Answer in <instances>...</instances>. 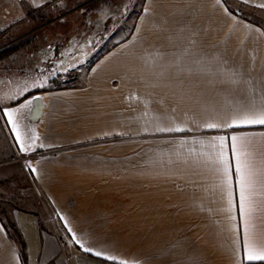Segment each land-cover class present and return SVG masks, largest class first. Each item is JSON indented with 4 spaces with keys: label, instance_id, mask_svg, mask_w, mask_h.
<instances>
[{
    "label": "crops",
    "instance_id": "crops-1",
    "mask_svg": "<svg viewBox=\"0 0 264 264\" xmlns=\"http://www.w3.org/2000/svg\"><path fill=\"white\" fill-rule=\"evenodd\" d=\"M25 1L10 0L17 21L28 16L27 3H47ZM231 1L264 12V0ZM226 2L144 0L125 37L84 67L75 58L70 83L51 77L8 101L12 160L23 158L13 168L28 178L19 191L24 203L33 191L41 203L0 211V264H23L7 222L22 235L27 264H120L130 239L138 264H244L245 237L264 247V126H205L241 102L259 106L264 94V25L236 21ZM177 127L184 130H159ZM232 135L248 136L257 173L246 217L229 141L230 180L213 163L211 143Z\"/></svg>",
    "mask_w": 264,
    "mask_h": 264
},
{
    "label": "rangeland",
    "instance_id": "rangeland-1",
    "mask_svg": "<svg viewBox=\"0 0 264 264\" xmlns=\"http://www.w3.org/2000/svg\"><path fill=\"white\" fill-rule=\"evenodd\" d=\"M225 1L232 11L240 12L239 16L236 15L239 17L236 21H253L264 25L263 11L237 5L231 0ZM143 3L144 0H47L41 8H30L28 16L17 21L20 16L10 5V0H0V50L25 39L32 40L29 46L0 62L1 213L21 208L30 209L32 207L29 203L35 200L41 203V197L35 191L33 196L28 195V202L24 203L25 195L19 191L28 182V178L23 177L19 168H13L21 164L23 158H19L21 161L17 160V163L12 160L16 153L9 144L4 123L8 101L47 86L51 77L58 80V77L64 76L63 80L70 83L78 74L75 58L83 57L80 65L84 67L99 52L125 37L136 21ZM77 40L80 47H70ZM40 58L44 65L39 63ZM60 63L62 67H59ZM63 70L64 72H60ZM48 220L52 221L49 217ZM126 242L127 257L129 261H133L134 240ZM86 264L102 263L98 259L88 258Z\"/></svg>",
    "mask_w": 264,
    "mask_h": 264
},
{
    "label": "snow or ice",
    "instance_id": "snow-or-ice-1",
    "mask_svg": "<svg viewBox=\"0 0 264 264\" xmlns=\"http://www.w3.org/2000/svg\"><path fill=\"white\" fill-rule=\"evenodd\" d=\"M264 7V5H262ZM31 103V101H29ZM13 109H9L7 115L12 123L13 131L16 134L17 141L20 142L21 151H25L24 144L21 140V134L16 121L13 119ZM249 125H262L264 126V94L260 97L259 106L255 98L250 101V104L245 105L243 102L235 107L231 114L223 119L222 122H209L205 126L208 128H236ZM160 131H183L182 128H161ZM218 144L211 143V147L215 149V157L213 163L217 166V171L222 172L225 182L230 180L232 175L233 163L225 151L226 141H229L228 147L231 149V159L234 161L235 173L238 176L237 183L239 184V209L242 217H246L252 211V197L255 194L256 187V170L252 167L250 162V153L245 148V142L248 140L247 135H232L229 138L221 136L216 138ZM231 198V191H229ZM231 203V199H230ZM80 243L79 240L76 241ZM92 251L91 248L85 249ZM97 256H102L104 253L97 251ZM108 260H116L115 256H107ZM244 264H264V247H258L253 244L249 239H244V253L242 257ZM120 264H138L136 261H129L121 259Z\"/></svg>",
    "mask_w": 264,
    "mask_h": 264
},
{
    "label": "trees",
    "instance_id": "trees-1",
    "mask_svg": "<svg viewBox=\"0 0 264 264\" xmlns=\"http://www.w3.org/2000/svg\"><path fill=\"white\" fill-rule=\"evenodd\" d=\"M27 1H30V0H27ZM23 3L25 4L26 1L24 0ZM27 4L30 6V8L33 7V2H29ZM13 7H17V5L14 4ZM228 7H229V9H231L230 6H228ZM233 13L238 15L240 12L238 10H233ZM241 14L245 15L244 13H241ZM247 19H248V17H246V20ZM31 41H32L31 39H25V40H22V41L18 42L17 44H13V45L5 48V49L0 50V62L5 60V59H7L8 57L14 55L21 48L29 46ZM5 225H6V228L8 229V232H9L10 236L14 240H16L17 243H18L19 250H20V255H21L23 264H27L26 245H25V242H24V240L22 238L21 233L19 232V230L17 229V227H16V225L14 223L7 222V223H5Z\"/></svg>",
    "mask_w": 264,
    "mask_h": 264
}]
</instances>
